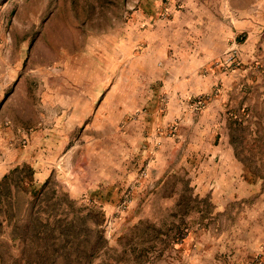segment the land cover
<instances>
[{
	"label": "rangeland",
	"instance_id": "obj_1",
	"mask_svg": "<svg viewBox=\"0 0 264 264\" xmlns=\"http://www.w3.org/2000/svg\"><path fill=\"white\" fill-rule=\"evenodd\" d=\"M0 264H264V0H0Z\"/></svg>",
	"mask_w": 264,
	"mask_h": 264
},
{
	"label": "trees",
	"instance_id": "obj_2",
	"mask_svg": "<svg viewBox=\"0 0 264 264\" xmlns=\"http://www.w3.org/2000/svg\"><path fill=\"white\" fill-rule=\"evenodd\" d=\"M9 179H10V175H6V176L4 177V179L2 180V182L0 183V187L3 186V185H5L6 182H7Z\"/></svg>",
	"mask_w": 264,
	"mask_h": 264
}]
</instances>
